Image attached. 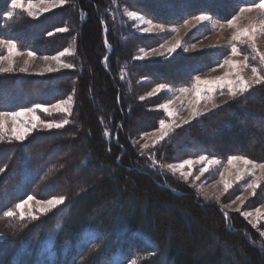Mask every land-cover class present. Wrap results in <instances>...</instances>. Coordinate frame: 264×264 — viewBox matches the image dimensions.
I'll use <instances>...</instances> for the list:
<instances>
[{
    "label": "trees",
    "instance_id": "1",
    "mask_svg": "<svg viewBox=\"0 0 264 264\" xmlns=\"http://www.w3.org/2000/svg\"><path fill=\"white\" fill-rule=\"evenodd\" d=\"M259 2L64 0L41 17L16 11L7 19L11 0H0V39L37 55L75 46L72 71L0 72V111L74 97L63 128L0 143V264H264V246L243 219L225 218L162 170L198 156L264 162V82L176 129L152 149L151 166L133 138L157 128L163 116L152 108L168 96L140 97L159 84L192 86L231 48L137 61L161 41L135 34L121 16L127 9L165 26L202 14L226 22ZM239 46L250 59L249 43ZM28 196L65 202L37 219L4 217Z\"/></svg>",
    "mask_w": 264,
    "mask_h": 264
},
{
    "label": "rangeland",
    "instance_id": "2",
    "mask_svg": "<svg viewBox=\"0 0 264 264\" xmlns=\"http://www.w3.org/2000/svg\"><path fill=\"white\" fill-rule=\"evenodd\" d=\"M23 3L24 6L27 7L28 1L23 0ZM32 3L34 4L33 12L35 15L30 16L27 12L22 11L20 8L13 9L11 5L10 13L13 14V12L16 11H22L28 17L35 19L59 9L63 5L60 3V0H44L43 3L41 0H37L32 1ZM250 7L244 8L247 9ZM45 9H48V11H45ZM129 12L130 11L127 9H123L121 16L124 22H126V26H128L132 32L142 36L153 37L151 39H154L155 42L159 40L161 41L159 44L154 45L150 49H144V52H141L140 49L136 56H143V59L137 61H147L155 58L168 59L178 53L193 55L208 49H222L226 47L232 48L233 45L236 46L238 50L236 55H233L231 52L221 64L206 70L197 76L200 80L216 81L223 79L233 81L232 85H228L226 83L223 86L219 84L215 85L213 91L210 93L202 91L199 103L196 102L194 95L197 77L195 78L192 86L180 89L165 86V88L160 92L154 93L150 96L148 93L158 87L156 86L141 96L143 99L153 98L161 94H167L168 96V100L161 103L157 107L152 108L154 112L157 111L162 114V120L167 127L161 130L159 123L155 130L138 135L136 134L135 138H133V143L139 148L140 153L144 155L148 154L145 159L149 165L152 166L155 163L152 158V149L162 145L172 132L195 121L196 118L204 115L205 113H208L243 95L245 92L241 93L239 91L240 79L246 82L248 85V91L251 88L263 83H256V76L253 74L252 69L255 67L257 69V75L264 77V61L260 60V56H264V12L255 7H251L250 11L239 10L233 16L235 19H230L233 21L232 26L229 25L230 20L221 22L206 14L202 15L209 17V19L204 21L197 20L195 19L196 16H194L188 18L186 21L177 26H165L151 22L138 13L137 18L134 19L128 15ZM139 17H143V19H140ZM245 30H247L248 35L240 36L238 40H233L234 36L238 33L244 32ZM196 31L199 32L200 37ZM205 31H209L210 33L204 35L203 33ZM66 32L67 31L63 33ZM56 33L61 34L60 32ZM0 41L7 40L0 39ZM177 43H179L180 46L177 47L174 52L170 53L169 49L174 48ZM248 43L250 49L252 50V56H249L250 59L248 58L245 60V57L242 56V53L240 52L239 45H245ZM65 49H67V52L64 56L59 57V62L56 59H53V57L59 56V53L65 51ZM65 49L54 55L34 54L32 57H29V51H21L18 46V54H9L7 51V44H0V69H9L4 73L23 72L30 75H46L67 70L72 71L74 70V67L63 68L61 64L68 63L73 65L71 59L74 58L75 55L74 43L72 42ZM107 50L109 51L110 49L107 48ZM45 57H48V59H45ZM231 64H235L236 67H232ZM258 65H260L259 68H257ZM47 68H52L53 71L48 72L46 71ZM21 69L25 70L21 71ZM200 87L203 89L205 86L201 85ZM229 87L233 89L234 94H229ZM69 97L72 99L67 105L63 106L69 108L70 114L59 112L52 107V105L58 103L56 102L54 104L47 105V112H41L39 110L36 111V115L39 120L43 122H61L67 119L71 115L74 107V97L73 95ZM69 97L65 100H68ZM164 104H168V111L173 113L171 117L168 116L167 112L162 107ZM2 119L6 130L3 133H0V135L3 136V139H0V143L5 140L16 141L12 136V128L14 125L11 119L9 117H3ZM23 119L28 121L27 126L31 128V117H24ZM56 129L57 128L47 129L44 126V123L38 122L36 123L35 128H32L26 137L33 132L52 131ZM161 131L167 133L163 139H160ZM144 145H147V147H144ZM200 157L201 156L187 159L193 161V164L191 165V175H189V166L185 165L183 169L178 167V165L186 160L165 164L163 165L164 168H162V170L169 172L174 177L184 182L187 187L192 190L198 200L202 202V204H214L218 206L225 218L231 214H236L238 217L243 219L256 236V239L264 246V235L261 234L264 233V168L259 166L264 164V162L253 161L256 165V167L253 168L251 164L245 166L239 159L233 160L230 165L228 163L230 158L225 161H220L215 158L204 156L206 157V160L199 162ZM208 161H215V163L209 164ZM170 165L173 167H169ZM205 166L209 168V171L201 175L199 170ZM238 174L241 177L239 180L237 179ZM197 177L199 178L197 179ZM225 182L230 185L227 190H225L224 187ZM253 182L259 185V187L255 189V194H253L252 188L247 187V184ZM37 201L46 200H38L33 197V200L26 205L24 209H22L25 214V218H31V215L38 217L53 209L51 208L47 211L41 212L38 210L39 206ZM244 213H250V215L246 216ZM16 218H19V213H17ZM3 239V236L0 235V241Z\"/></svg>",
    "mask_w": 264,
    "mask_h": 264
},
{
    "label": "snow or ice",
    "instance_id": "3",
    "mask_svg": "<svg viewBox=\"0 0 264 264\" xmlns=\"http://www.w3.org/2000/svg\"><path fill=\"white\" fill-rule=\"evenodd\" d=\"M41 2L43 3L44 0H41ZM60 3L63 4L64 3V0H60ZM11 6L13 9H16V8H20L22 11H25L28 13V15H35V13L33 12V8H34V4L32 3V0H28V4H27V7L24 6V3H23V0H11ZM251 7H255V8H258L260 9L262 12H264V0H260L259 3H256V4H253ZM251 7L250 8H241L240 10L241 11H245V10H251ZM45 11H48V9H45ZM128 15L132 18H137V13L136 12H129ZM12 17V13H8L6 15V18L7 19H10ZM140 19H143V17H139ZM195 19L197 20H200V21H204V20H207L209 19V17L207 16H196ZM235 19V18H233ZM232 23L233 21H229V25L232 26ZM67 31L66 28L64 27H58L56 29V32H60V33H63ZM147 31V30H146ZM49 36L53 35L52 32H49L48 33ZM248 35V32L247 30H245L244 32H241V33H238L236 36L233 37V40H238L240 38V36H246ZM0 44H7V51L9 54H13V53H17V42L16 41H12V40H9V41H0ZM179 43H177V45L174 47V48H170L169 49V52H174L176 50L177 47H179ZM145 50L144 49H141V52H144ZM67 52V49H65V51H62L59 53V56L57 57H53V59H56L58 62H59V57H62L66 54ZM231 52L233 55H236L238 53V50H237V47L236 46H232L231 48ZM18 54V53H17ZM258 54V53H257ZM34 55V53L32 51H29L28 52V56L29 57H32ZM45 59H48V57H45ZM134 59L136 60H142L143 59V56H136L134 57ZM248 57L246 56L245 57V60H247ZM260 60L261 61H264V56H260ZM61 66L63 68H72L74 67V65H71V64H68V63H63L61 64ZM222 66V65H221ZM232 67H236L235 64H231ZM9 69H0V71H3V72H6L8 71ZM25 69H21V71H24ZM46 71L48 72H52L53 69L52 68H47ZM253 71V74L256 76V83H261V82H264V77L260 76V75H257V69L255 67H253L252 69ZM196 88H195V92H194V95H195V98H196V102L199 103V99H200V96H201V92H205V93H210L213 91V88L215 85L219 84L221 86H223L225 83L228 84V85H232L233 84V81H230V80H216V81H209V80H200L198 77L196 79ZM239 84H240V88H239V91L241 93H244V92H247L248 91V85L246 84L245 81H243L242 79L239 80ZM201 85H204L205 87L202 89L200 86ZM165 88V84H159L158 87H156L155 89H153L152 92L148 93L150 96L153 95L154 93H158L160 92L162 89ZM229 94L232 95L234 94L233 92V89L231 87H229ZM72 98L69 97L68 100H64V101H60L54 105H52V107H54L57 111L59 112H63V113H67V114H70V110L69 108L67 107H64L63 105H67L68 102L71 100ZM141 99H143V97H141ZM162 107L165 109V111L167 112L168 116L171 117L173 115L172 112L168 111V104H164L162 105ZM39 110L41 112H47L48 111V107L43 105V104H35L33 107H29V108H23L21 109L20 111H0V133H3L6 129H5V124L3 122V117H9L13 123V128H12V136L13 138L16 140V141H23L26 137V135L31 131L32 128H35L36 126V123H44V126L47 128V129H53V128H63L66 124L69 123V121L67 119L61 121V122H43V121H40L39 118L37 117L36 115V111ZM30 116L31 117V121H32V124H31V128H29L27 125H28V121L23 119L24 117H28ZM167 125L164 123L163 120L160 121V128L161 130H163L164 128H166ZM167 133L166 132H163L161 131V136H160V139H163L164 136H166ZM0 139H3V136L0 135ZM144 147H147V145H144ZM235 159H239L241 161L242 164H244L245 166L247 165H252L253 168L256 167L255 163L247 158H244V157H232L229 159L228 163L231 165L233 160ZM206 160V157L204 156H201L199 158V162H203ZM209 164H214L215 161H208ZM193 164V161L192 160H186L184 161L183 163H181L180 165H178V167L180 169H183L185 167V165L189 166V175L192 174V171H191V165ZM261 168H264V164L262 165H259ZM169 167H173V166H169ZM4 171L3 168H0V172ZM209 171V168L207 166L205 167H202L199 172L201 175H203V173L205 172H208ZM199 177H197L198 179ZM237 179H241L240 175L238 174L237 175ZM224 187H225V190H227L230 185L225 182L224 184ZM247 187L249 188H252L253 189V194H255V189L257 187H259V185L255 182L253 183H249L247 184ZM33 200V197L32 196H28L27 199L25 200H22L21 202L19 203H16L15 204V210H7L3 213L4 217L5 218H14L16 217L17 213H19V218L21 220H24L25 219V214L24 212L22 211V209H24V207L26 205H28L31 201ZM65 202V197L63 196H60V197H54L52 199H48L46 201H37L38 203V210L41 211V212H44V211H47L48 209H51V208H55L57 205H61V204H64ZM239 210V209H238ZM244 215H250V213H244ZM31 218L32 219H37V217L35 215H31ZM262 235H264V233H261Z\"/></svg>",
    "mask_w": 264,
    "mask_h": 264
}]
</instances>
